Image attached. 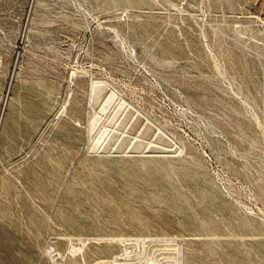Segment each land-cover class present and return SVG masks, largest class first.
Listing matches in <instances>:
<instances>
[{
    "label": "rangeland",
    "instance_id": "rangeland-1",
    "mask_svg": "<svg viewBox=\"0 0 264 264\" xmlns=\"http://www.w3.org/2000/svg\"><path fill=\"white\" fill-rule=\"evenodd\" d=\"M58 262L264 264V0H0V264Z\"/></svg>",
    "mask_w": 264,
    "mask_h": 264
},
{
    "label": "bare ground",
    "instance_id": "bare-ground-1",
    "mask_svg": "<svg viewBox=\"0 0 264 264\" xmlns=\"http://www.w3.org/2000/svg\"><path fill=\"white\" fill-rule=\"evenodd\" d=\"M94 88H95V87H94ZM94 91H95V92H94ZM94 91H93L94 95H92V97H93V96L96 97V96L99 94V89H94ZM9 96H10V95H9ZM9 96H8V97H9ZM8 97H7V98H8ZM92 100H93V99H91V101H92ZM6 101H7V100H6ZM8 101H9V99H8ZM9 104H10V102H9ZM63 110H64V109H63ZM62 112H63V111H62ZM117 144H118V143H117ZM107 145H109V144L104 143V147H106ZM121 145H122V144H121ZM121 145H120V146H121ZM135 145H136V144H135ZM116 146H117V145H116ZM118 147H119V146H118ZM128 147H129V146H128ZM139 147H140V146L138 145V148H139ZM123 148H124V147H123ZM136 148H137V147H136ZM140 148H141V147H140ZM140 148H139V149H140ZM101 149H102V148H101ZM128 149H129V148H128ZM130 149H131V148H130ZM133 149H135V148H133ZM90 150H91V149H90ZM122 150H123V149H122ZM101 151H104V150H101ZM115 151H116V150H115ZM123 151H124V150H123ZM123 151H122V152H123ZM135 151L138 152L137 149H136ZM157 151H158V150H157ZM104 152H105V151H104ZM110 152H111V151H110ZM117 152H118V151H117ZM126 152H128V151H126ZM158 152H159V151H158ZM92 153H93V152H92ZM97 153H98V152H97ZM99 153H100V152H99ZM101 154H102V153H101ZM103 154H104V153H103ZM130 154H131V153H130ZM132 154H133V153H132ZM161 239H163V238H161ZM164 239L166 240V238H164ZM169 239H170V238H169ZM168 242H169V241H168ZM48 246H49V245H48ZM50 246H51V245H50ZM46 251H47V250H46ZM48 251H49V250H48ZM48 251H47V252H48ZM50 251L52 252L53 249L50 248ZM50 251H49V252H50ZM59 252H60V251H59ZM52 253H53V252H52ZM56 254H57V253H56ZM52 255H53V254H52ZM53 256H54V255H53ZM105 260H106V259H105ZM61 261H62V260H61ZM110 261H111V260H110ZM59 262H60V261H59ZM59 262H58V264H59ZM107 262H109V261H107ZM183 262H184V261H183ZM60 264H61V263H60ZM106 264H107V263H106ZM150 264H151V263H150ZM179 264H180V263H179Z\"/></svg>",
    "mask_w": 264,
    "mask_h": 264
}]
</instances>
